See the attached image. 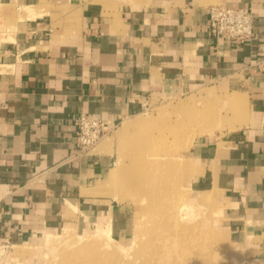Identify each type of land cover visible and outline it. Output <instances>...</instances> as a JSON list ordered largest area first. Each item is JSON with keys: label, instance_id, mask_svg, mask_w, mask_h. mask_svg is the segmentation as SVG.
Returning <instances> with one entry per match:
<instances>
[{"label": "crops", "instance_id": "obj_1", "mask_svg": "<svg viewBox=\"0 0 264 264\" xmlns=\"http://www.w3.org/2000/svg\"><path fill=\"white\" fill-rule=\"evenodd\" d=\"M219 3L252 7V38L211 34L209 8ZM110 5L0 0V247L65 226L113 224L115 213L118 224L117 201L94 191L117 154L103 143L81 147L82 113L116 126L154 97L207 87L225 99V125L188 148L190 186L211 190L235 243L264 264V0ZM232 99L241 100L234 119Z\"/></svg>", "mask_w": 264, "mask_h": 264}, {"label": "rangeland", "instance_id": "obj_2", "mask_svg": "<svg viewBox=\"0 0 264 264\" xmlns=\"http://www.w3.org/2000/svg\"><path fill=\"white\" fill-rule=\"evenodd\" d=\"M104 1L113 8L112 0ZM224 100L207 87L177 97L157 96L139 115L110 124L112 130L90 149L103 143L117 154L94 191L117 201L122 211L118 224L115 213L113 224L65 226L21 245L3 243L0 264H255L254 253L236 244L225 228L211 190L198 194L190 186L188 148L196 135L224 130L219 121ZM233 108L234 119L240 109Z\"/></svg>", "mask_w": 264, "mask_h": 264}, {"label": "built area", "instance_id": "obj_3", "mask_svg": "<svg viewBox=\"0 0 264 264\" xmlns=\"http://www.w3.org/2000/svg\"><path fill=\"white\" fill-rule=\"evenodd\" d=\"M254 18L251 6L215 4L209 8V30L218 39L236 44L244 43L253 36ZM76 124L79 143L86 148L95 146L112 130L108 121L88 113H82Z\"/></svg>", "mask_w": 264, "mask_h": 264}, {"label": "bare ground", "instance_id": "obj_4", "mask_svg": "<svg viewBox=\"0 0 264 264\" xmlns=\"http://www.w3.org/2000/svg\"><path fill=\"white\" fill-rule=\"evenodd\" d=\"M231 101H232L233 106H237V105L241 104V100H234V99H232ZM213 118L215 119V117H212L211 119L214 120ZM214 121L217 122L216 120H214ZM208 124H209V123H208ZM210 124H211V123H210ZM214 124H215V123H214ZM203 125H204V124H203ZM211 125H212V124H211ZM205 126H206V125H205ZM223 126H224V125H223ZM234 126H235V125H234ZM198 127H199V126H198ZM203 127H204V126H203ZM203 127H201L200 130L203 129ZM209 127H210V125H209L208 127L206 126V128H209ZM214 127H215V126H214ZM210 128H211V127H210ZM215 128H216V127H215ZM195 130H196V129H195ZM202 131H203V130H202ZM198 132H199V131H198ZM207 132H208V131H207ZM210 132H211V131H209V133H210ZM194 133H197V132L194 131ZM194 133H193V134H194ZM203 133H206V131L203 132ZM190 134H191V133H190ZM197 134H198V133H197ZM200 134H202V133H200ZM187 136H188V135H187ZM194 137H195V135L192 136V138H194ZM183 138H184V137H183ZM186 138L188 139V137H186ZM192 140H194V139H192ZM180 143H182V141H181ZM50 239H51V238H50ZM217 255H218V254H217ZM242 264H243V263H242Z\"/></svg>", "mask_w": 264, "mask_h": 264}]
</instances>
